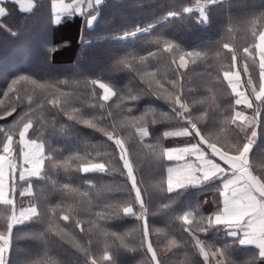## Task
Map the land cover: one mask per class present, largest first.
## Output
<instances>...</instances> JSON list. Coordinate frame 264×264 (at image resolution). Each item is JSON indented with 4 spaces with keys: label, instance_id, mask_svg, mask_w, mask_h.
Listing matches in <instances>:
<instances>
[{
    "label": "trees",
    "instance_id": "obj_1",
    "mask_svg": "<svg viewBox=\"0 0 264 264\" xmlns=\"http://www.w3.org/2000/svg\"><path fill=\"white\" fill-rule=\"evenodd\" d=\"M32 1L26 10L6 0L0 16L6 264H264L213 221L229 173L169 191L166 154L193 143L223 164L217 154L250 142L251 171L264 181V0H103L59 23L52 0ZM236 68L250 108L225 77ZM23 135L44 147L26 177ZM31 206L32 218L12 222Z\"/></svg>",
    "mask_w": 264,
    "mask_h": 264
},
{
    "label": "crops",
    "instance_id": "obj_2",
    "mask_svg": "<svg viewBox=\"0 0 264 264\" xmlns=\"http://www.w3.org/2000/svg\"><path fill=\"white\" fill-rule=\"evenodd\" d=\"M0 0V16L5 12L3 2ZM103 0H52L54 22L59 23L65 15L81 13L85 7L95 4L99 6ZM32 0H19L22 9L29 10L33 6ZM96 17L88 20V25H94ZM257 52L260 61V86L256 93L258 101L264 100V29L257 40ZM225 77L236 95V103L242 107L250 108L253 99L248 95L242 85V75L236 68L225 73ZM108 89V90H107ZM104 86L105 95L110 97L113 91ZM108 93V94H107ZM244 113L237 112V117L245 119ZM186 133V132H185ZM9 145L6 147V151ZM252 144L248 142L240 155L217 154L222 163L207 156L206 152L197 144H186L172 147L167 150V157L175 160L167 169L168 189L176 191L188 186H198L211 180L214 176L229 173L221 182V209L213 216L215 223L221 224L227 230L229 236L237 238L242 246L254 247L259 256L264 258V181L255 175L250 168L249 153ZM44 157V151L37 153L36 163ZM26 170H31L33 161H26V148L23 152ZM23 170V171H24ZM21 172L22 177L25 174ZM36 174V173H35ZM31 175V174H30ZM28 176V175H27ZM11 164L7 152L0 155V203H9L11 196ZM30 190L24 192L28 193ZM36 214L34 206L20 209L13 213L12 222L18 223L32 218ZM7 241H0V257L6 264Z\"/></svg>",
    "mask_w": 264,
    "mask_h": 264
},
{
    "label": "rangeland",
    "instance_id": "obj_3",
    "mask_svg": "<svg viewBox=\"0 0 264 264\" xmlns=\"http://www.w3.org/2000/svg\"><path fill=\"white\" fill-rule=\"evenodd\" d=\"M67 29H68V31L69 32H71V33H75V26H69V27H67ZM75 35V34H74ZM105 86V85H104ZM106 87H108V86H106ZM110 88V87H109ZM111 89V88H110ZM108 90V89H107ZM112 90V89H111ZM111 90H109V91H111ZM113 91V90H112ZM114 93V92H113ZM108 94V93H107ZM104 97L106 98V99H109L110 98V96L109 95H105V93H104ZM243 116H245V115H243ZM22 142H23V145H25V148H26V158H27V162H28V164H30L32 161H33V159H35V157L37 158V153L38 152H42V150L44 151V147H43V144L42 143H34V142H32V141H30V140H27L26 138H25V136L23 135V137H22ZM42 157L38 160V165H37V163H36V159H35V161L32 163V165H31V167H32V169L31 170H24L23 171V174H25L24 176H29L30 174H32L33 172L35 173V172H37L36 170H38V168H40L41 166H42ZM86 169L87 170H97V169H100V166L99 165H95V166H93V167H86ZM22 176V175H21Z\"/></svg>",
    "mask_w": 264,
    "mask_h": 264
},
{
    "label": "snow or ice",
    "instance_id": "obj_4",
    "mask_svg": "<svg viewBox=\"0 0 264 264\" xmlns=\"http://www.w3.org/2000/svg\"><path fill=\"white\" fill-rule=\"evenodd\" d=\"M7 247V245H5V248ZM0 264H3V258L0 257Z\"/></svg>",
    "mask_w": 264,
    "mask_h": 264
}]
</instances>
